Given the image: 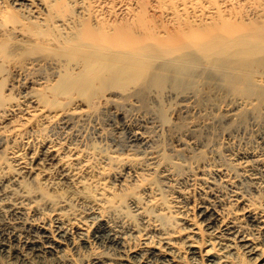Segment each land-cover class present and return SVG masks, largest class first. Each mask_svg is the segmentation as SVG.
Listing matches in <instances>:
<instances>
[{
    "label": "bare ground",
    "instance_id": "1",
    "mask_svg": "<svg viewBox=\"0 0 264 264\" xmlns=\"http://www.w3.org/2000/svg\"><path fill=\"white\" fill-rule=\"evenodd\" d=\"M234 1L0 0V81L7 69L45 63L56 69L45 85L41 78H24L19 100L2 113L31 103L40 116L59 118L54 137L30 156L14 151L7 166L11 178L5 183L0 177V264H80V247L92 243L105 251L93 252L84 264H264V207L236 184L240 174L252 189L258 178L264 182V148L229 153L241 169L237 174L220 166L211 173L185 165V179L198 182L204 197L198 220L190 218L173 231L154 182L142 199L127 178L140 181L143 172L176 181V165L160 159L154 142V132L168 126L151 115L112 111L123 120L107 137L112 153L105 159L129 170L110 181L117 192L106 182L104 165L111 162L103 159L104 165L96 166L82 153L77 120L70 115L81 118L77 108L83 100L122 98L135 104L138 95L155 89V97L166 87V96L178 97L184 112L195 96L181 90L189 84L239 91L253 85V99L238 96L223 114L227 121L237 116L236 107L257 106L264 99V3L248 7L253 18H247ZM197 125L191 122L185 141L172 143L174 151L197 149ZM65 187L89 212L65 208ZM186 227L188 234L173 238Z\"/></svg>",
    "mask_w": 264,
    "mask_h": 264
},
{
    "label": "rangeland",
    "instance_id": "2",
    "mask_svg": "<svg viewBox=\"0 0 264 264\" xmlns=\"http://www.w3.org/2000/svg\"><path fill=\"white\" fill-rule=\"evenodd\" d=\"M236 2L237 0L233 2V6L237 10L241 11L244 16L247 14V18H253L249 8L253 6V4L255 5V2L264 3V0H240V2ZM36 68L37 69L25 68L21 69L19 72H13L12 70L7 69L5 79L0 81V177L6 179L5 183L11 178V168L9 169L7 166L11 165L13 152L22 151L20 153L23 155L26 154L25 156H30L29 154L37 150L41 142L45 141L47 137H54L53 131H55L56 122L59 120L56 116H40L35 109L31 108L33 106L31 103L25 106L20 105L18 107L19 109H16L14 112L11 111L8 112V114L5 112L2 113V110L6 105L13 104V102L19 100V94L17 93L24 89L23 86L25 83L24 85L21 83L24 78L27 76H34L37 79L41 78L40 81L42 80V83L44 82L47 84V77L49 75L52 77L54 71L56 72V69H53L49 63H45ZM27 73L29 74L26 75ZM227 87L229 89L222 86L215 87V85L207 88L204 84H199V86L196 87H194V84L181 87V90L184 88L185 92L195 93V96L191 98L190 101H187L188 105L186 104V107L184 106V109H187V111H184L185 113L179 108L181 106L179 103H182V101L177 99L178 97L166 96L169 89L168 87H166L165 90L163 89L164 91L160 90L161 92L158 91L154 94L155 97H152L151 95L152 90L155 89L148 90L145 94L138 95L139 101L135 104L122 98H115V100H112L105 97L100 100H95L92 104L83 100V102L80 103L81 105L77 108L82 114L81 118L77 117L78 114H70L71 117L75 118L73 120H77L74 122V128L77 130L78 134H81L80 141L77 143L80 145L79 148L82 150V153L90 157L92 164L102 166L104 165L102 160L110 156L112 153L109 152L111 147L108 143L113 130L116 129L115 125H117L116 127L118 128L120 126L118 124L123 120L122 116L116 115L112 112L113 110H120L124 112V114L138 112L137 114L139 115H151L152 117H156L155 119H157L159 123L167 125L168 127L163 129L158 128V132H154L158 135L156 137L157 140L154 142H156V146L159 144L158 147L161 149L159 151L162 156H160V159H165L164 162L171 168L176 165L173 167V173L177 178L176 181H163L162 178L156 179V174L147 175L143 172L140 173L142 178H140V181L137 180L135 182L134 180H131L130 177L127 178H129L131 182L130 188L137 192L142 199L146 197L145 192L148 190L147 188L152 186V182H154L153 187L159 191V200H162L165 204L163 213L168 216V220L166 219V225L172 226L173 223L175 227H172L171 229L173 231L175 229L176 231L182 227V225L185 226L187 224L186 221H189L188 219L191 218L192 220H198L195 213L202 204L204 197L202 190L199 188L198 182L185 179V165H197L200 168L203 166L204 169L207 167V171L211 173H213V169L220 166L219 168L223 169V171L230 170L231 173L237 174L241 173V169H238L237 166H234L233 163H231L229 153L243 150L247 151L255 147L256 149L264 148V144L261 142V137L257 138L258 136H264V99L255 107H253V104L251 106L241 105L240 107H236L237 116L232 119V121H227L224 119L223 114L227 109L234 108L235 105H233V102L238 96L253 99V85L243 91L234 90L229 86ZM34 90L35 89L32 88L31 91ZM26 106L28 107V110L30 108L32 110L30 109L28 111L27 108L24 109ZM60 106L61 105L59 104L58 108H61ZM64 107L70 108L71 105L69 103ZM33 108H35V106ZM108 122H113L114 125H108ZM191 122H197L198 124L197 135H195V147H197V149H193V153H188L189 155L184 154L181 150L177 152L176 150L174 151L172 145L176 141L183 142L187 139L186 133L188 134L189 132ZM99 126L102 127V129H100L102 131L98 132L97 127ZM108 136L109 139L107 140ZM258 141H260V144ZM138 150L141 151L140 147ZM140 156L139 160L144 162L146 158L142 155ZM105 160L111 162L104 165L108 170L106 171L107 184L111 185L114 177H119L121 175L126 176L127 171L129 170L119 164H117V168H115L116 165L114 162L112 163L110 159ZM53 176L56 177L54 174ZM236 178L238 180L240 179V182L236 183L238 188L246 194L253 196V201L261 207H264V182H261L262 179L258 178V184L253 183L252 189L250 180L243 179L241 174L237 175ZM32 185L35 187L37 183H33ZM116 185L117 184L113 183L111 186L118 192L120 189L118 186L116 187ZM229 187L230 186H228V188ZM224 189L228 190L227 187ZM63 190L65 191L63 194V199L66 201L65 208L71 207L83 211L85 209L84 213L89 212L87 205L81 203L80 200L82 199L75 196V199L72 200L73 197L69 190H67L66 187L63 188ZM176 220H178L179 223L176 222ZM199 227L204 229L202 224L199 225ZM186 229L177 232L176 235L173 234V238H183L185 234L189 233V227L187 230ZM88 240L90 241V239ZM78 242L79 240L76 239V243L81 246L80 242ZM103 248L104 247L94 243H92L90 247L82 246L80 247L76 258L80 264H84V261L91 256L93 252L105 251ZM70 253L74 255L73 251H70Z\"/></svg>",
    "mask_w": 264,
    "mask_h": 264
}]
</instances>
